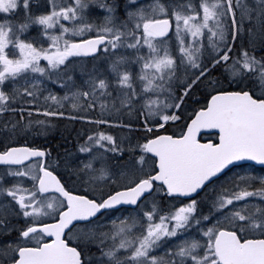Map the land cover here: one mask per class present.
<instances>
[{"label": "snow or ice", "instance_id": "snow-or-ice-1", "mask_svg": "<svg viewBox=\"0 0 264 264\" xmlns=\"http://www.w3.org/2000/svg\"><path fill=\"white\" fill-rule=\"evenodd\" d=\"M0 264H264V0H0Z\"/></svg>", "mask_w": 264, "mask_h": 264}, {"label": "trees", "instance_id": "trees-1", "mask_svg": "<svg viewBox=\"0 0 264 264\" xmlns=\"http://www.w3.org/2000/svg\"><path fill=\"white\" fill-rule=\"evenodd\" d=\"M203 102V101H201ZM62 123H68L67 121H63ZM72 125L69 124V127H71ZM76 127H80V124L77 123V125H75ZM58 129V130H57ZM57 129H54L53 131H51L50 135H48L47 137H41V138H38L36 140V143L37 144H40V142L44 143L45 146H51L53 148H55V146L57 144H60L61 145V150L63 149V139H62V136H63V132H62V128H57ZM58 140V141H57ZM39 142V143H38ZM55 154V153H54Z\"/></svg>", "mask_w": 264, "mask_h": 264}, {"label": "bare ground", "instance_id": "bare-ground-1", "mask_svg": "<svg viewBox=\"0 0 264 264\" xmlns=\"http://www.w3.org/2000/svg\"><path fill=\"white\" fill-rule=\"evenodd\" d=\"M77 125V124H76ZM58 130V129H57ZM50 135V134H49ZM58 141V140H57ZM39 143V142H38ZM40 143H42V142H40Z\"/></svg>", "mask_w": 264, "mask_h": 264}]
</instances>
